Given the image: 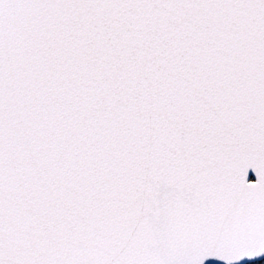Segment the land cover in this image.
<instances>
[{"label":"snow or ice","instance_id":"snow-or-ice-1","mask_svg":"<svg viewBox=\"0 0 264 264\" xmlns=\"http://www.w3.org/2000/svg\"><path fill=\"white\" fill-rule=\"evenodd\" d=\"M261 254L264 0H0V264Z\"/></svg>","mask_w":264,"mask_h":264},{"label":"water","instance_id":"water-1","mask_svg":"<svg viewBox=\"0 0 264 264\" xmlns=\"http://www.w3.org/2000/svg\"><path fill=\"white\" fill-rule=\"evenodd\" d=\"M263 258H264V254H261L258 257H253L251 259L245 257L241 261H234L233 264H245L247 262H253V261H256V260H261ZM209 259H212V258H209ZM205 264H208V261H205ZM219 264H224V262L223 261H220Z\"/></svg>","mask_w":264,"mask_h":264},{"label":"trees","instance_id":"trees-1","mask_svg":"<svg viewBox=\"0 0 264 264\" xmlns=\"http://www.w3.org/2000/svg\"><path fill=\"white\" fill-rule=\"evenodd\" d=\"M247 264H264V260L258 261V262H253V263H247Z\"/></svg>","mask_w":264,"mask_h":264}]
</instances>
